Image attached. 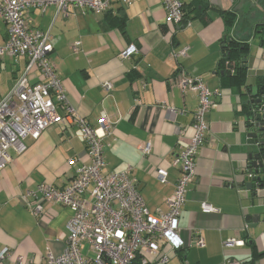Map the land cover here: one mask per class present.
Segmentation results:
<instances>
[{"label":"crops","instance_id":"0c3cea01","mask_svg":"<svg viewBox=\"0 0 264 264\" xmlns=\"http://www.w3.org/2000/svg\"><path fill=\"white\" fill-rule=\"evenodd\" d=\"M180 2L184 22L175 25L166 24L161 0H134L130 6L112 4L98 16L78 8H69L66 15L57 14L55 7L48 6L31 9L28 20L34 29L50 31V60L76 112L94 128L102 112L113 122L115 141L106 142L103 173L132 166L150 211L166 210L165 200L179 176L171 163L183 145L176 129L191 135L198 104L194 94H182L171 88L168 80L183 72L201 77L209 90L219 93L216 108L205 116L208 131L197 157L195 180L188 186L178 218V235L168 248V264H223L226 259L264 264V202L252 191L242 190L252 163L249 156L257 154L258 148L247 141L246 115L241 110L247 98L241 95L247 87L256 88L257 78L264 76V50L253 33L262 10L255 0ZM223 13L234 15L232 24H225ZM223 39L249 46L244 87L237 88L230 76L221 75L226 72L218 66ZM75 42L80 43L77 53L72 51ZM131 44L138 53L121 60L119 54ZM185 47L186 57L177 61L170 58L172 50ZM25 65L23 57L0 60V100ZM28 78L32 83L41 80L36 70ZM107 81L113 90L106 94L101 85ZM166 107L184 113L169 114ZM146 142L152 151L142 158L138 146ZM24 143L26 151L11 154V163L0 171V251H10L0 264H13L17 258L42 263L47 254H62L70 210L58 204L44 205L41 216H34L27 205L33 204L34 198L28 194L43 182L65 186L75 168L86 161L85 145L75 125H53L37 140L26 138ZM73 158L76 164L70 167L68 160ZM156 168L167 171L165 184L157 181ZM258 175L264 176L260 170ZM202 202L218 211L202 213ZM196 234L203 238L204 247L191 245ZM229 238L242 245L224 248L222 243Z\"/></svg>","mask_w":264,"mask_h":264},{"label":"built area","instance_id":"2783aa9c","mask_svg":"<svg viewBox=\"0 0 264 264\" xmlns=\"http://www.w3.org/2000/svg\"><path fill=\"white\" fill-rule=\"evenodd\" d=\"M134 0H0V22L5 32L0 38V60L5 57L26 59L24 72L16 80L10 91L0 100V171L16 156L26 151L24 140H37L53 125L68 124L78 127L85 145L86 161L82 162L63 187L43 182L28 195L34 198L27 204L34 216H41L43 206L58 204L67 207L71 217L66 224V247L60 256L47 254L42 263L17 258L13 264H133L138 258L141 264H168L169 250L173 238L178 235L177 222L186 200L188 186L195 180L196 161L204 142L208 126L206 114L216 108L217 91H211L198 76L183 72L174 74L168 83L182 94L191 93L198 104L193 114L190 136L181 128L176 129L178 141L183 143L172 161L178 170L173 193L166 198V210L150 211L139 192L138 181L133 176L134 168L128 166L121 172L103 173L105 168L104 151L107 140L114 142L113 122L104 112L98 118L96 128L76 112L68 102L59 75L50 60L53 52L50 31L34 29L28 20L31 9L44 10L53 6L57 14L66 15L69 8L87 10L93 15H102L112 4L130 6ZM165 11V22L175 25L184 22L180 0H161ZM189 25V22H186ZM80 43L72 46L79 52ZM188 48L172 50L174 61L187 56ZM138 53L135 45H128L120 54L121 60H129ZM36 70L41 80L30 82L28 74ZM107 94L113 90L111 82L101 85ZM169 114L183 110L166 107ZM142 158L151 154L150 142L138 146ZM76 159L68 160L74 167ZM155 177L160 184L167 182L168 173L156 168ZM245 183L252 188L256 199L264 202V185L259 187L256 175L248 172ZM204 214L218 210L206 202L200 204ZM191 245L204 247V240L196 234ZM242 245L233 238L226 239L222 246L233 248ZM10 251H0V263L8 258ZM223 264H241L226 259Z\"/></svg>","mask_w":264,"mask_h":264},{"label":"trees","instance_id":"16d2710c","mask_svg":"<svg viewBox=\"0 0 264 264\" xmlns=\"http://www.w3.org/2000/svg\"><path fill=\"white\" fill-rule=\"evenodd\" d=\"M259 8L262 10L259 11V18L257 25L254 28V32L257 36L258 45L264 50V1H260L258 3ZM222 19L224 20L225 24H232L234 15L230 13H223ZM221 52H222V58L220 59V62L218 66L222 68H226L227 64H232V74L230 75V81L231 83H234L237 88H241L245 86V78H246V71L247 67L245 64L247 52L249 50V46L246 42H238L235 40H229V39H223L221 40ZM257 91L259 88H264V76L257 78ZM250 90L249 87H247V94L241 95L243 97H248V91ZM258 96V95H257ZM247 100L246 98L243 101L242 105V112L244 115H248V107H247ZM261 171V170H260ZM264 185V183H263ZM133 264H141L139 262V259L137 258Z\"/></svg>","mask_w":264,"mask_h":264},{"label":"water","instance_id":"95a60500","mask_svg":"<svg viewBox=\"0 0 264 264\" xmlns=\"http://www.w3.org/2000/svg\"><path fill=\"white\" fill-rule=\"evenodd\" d=\"M264 0H255L256 3ZM233 65H226V72H221V75L226 74L230 76ZM247 94V91H246ZM258 95V96H257ZM248 115L244 120V128L247 137V141L250 144H255L258 148L257 154L250 155L249 158L252 160L248 173L251 174L254 170H261L260 173L264 174V88H252L248 91ZM259 183V187L263 186L264 176H259L256 179ZM245 178H243V182ZM254 184L251 182L245 183V188L249 191L252 190Z\"/></svg>","mask_w":264,"mask_h":264},{"label":"rangeland","instance_id":"374dc122","mask_svg":"<svg viewBox=\"0 0 264 264\" xmlns=\"http://www.w3.org/2000/svg\"><path fill=\"white\" fill-rule=\"evenodd\" d=\"M5 32V26L0 22V33H4ZM14 59V58H13ZM13 61V60H12ZM15 63H16V61H15ZM12 64H14V63H12ZM14 65H16V64H14ZM1 77L3 76V75H0ZM3 78V77H2ZM4 83H6V81L4 80Z\"/></svg>","mask_w":264,"mask_h":264},{"label":"flooded vegetation","instance_id":"af4514ba","mask_svg":"<svg viewBox=\"0 0 264 264\" xmlns=\"http://www.w3.org/2000/svg\"><path fill=\"white\" fill-rule=\"evenodd\" d=\"M258 170H259V169H258ZM258 170H255V171H256V173H255V172H253V173L256 175V178L260 176V175H258ZM256 178H255V179H256ZM258 183H260V182H258Z\"/></svg>","mask_w":264,"mask_h":264}]
</instances>
